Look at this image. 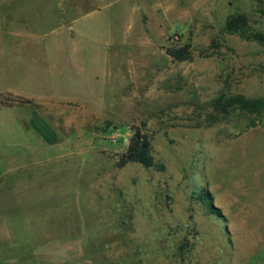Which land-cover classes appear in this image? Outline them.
<instances>
[{
    "label": "rangeland",
    "instance_id": "1",
    "mask_svg": "<svg viewBox=\"0 0 264 264\" xmlns=\"http://www.w3.org/2000/svg\"><path fill=\"white\" fill-rule=\"evenodd\" d=\"M233 14L264 35V0L0 4V35L25 41L12 45L17 60L0 59V83L25 93L0 99L30 98L0 105V158L29 199L21 228L32 217L45 231L36 253L57 250L58 264H264V124L214 106L223 94L264 97V41L227 30ZM186 43L194 59L175 61L167 49ZM136 128L163 170L117 166ZM21 257L50 260L0 249V264Z\"/></svg>",
    "mask_w": 264,
    "mask_h": 264
},
{
    "label": "trees",
    "instance_id": "2",
    "mask_svg": "<svg viewBox=\"0 0 264 264\" xmlns=\"http://www.w3.org/2000/svg\"><path fill=\"white\" fill-rule=\"evenodd\" d=\"M247 25V17L244 14H233L226 22V29L229 31H239L242 36L264 41V35L257 33H250L244 31V26ZM168 54L175 61H192L194 59L191 44L186 43L181 47H171L167 49ZM8 94V93H7ZM17 97V96H15ZM30 102L29 99H22V97L14 98L11 96L3 99V103L7 106H13L16 103ZM216 110L222 112L242 111L250 115L247 127H255L264 124V97L248 98L242 94L226 96L225 94L218 97L214 103ZM136 162L145 167H155L158 170H163V163L157 162L151 146V140L147 133L140 128H136L129 139L127 149L118 157L117 166L124 167L128 163ZM198 198L207 205L211 212H218L221 216V211L213 205L211 193L202 189L198 193Z\"/></svg>",
    "mask_w": 264,
    "mask_h": 264
},
{
    "label": "crops",
    "instance_id": "3",
    "mask_svg": "<svg viewBox=\"0 0 264 264\" xmlns=\"http://www.w3.org/2000/svg\"><path fill=\"white\" fill-rule=\"evenodd\" d=\"M2 3L4 5H7L9 3V0L0 1V4ZM2 31L3 33L6 32V30L0 29V32ZM13 43H15L16 45H20V44H24L25 41L23 43L21 41H18V39H16V41H13L10 35L9 36H5V34L0 35V59L12 60V57H13L15 60H17V57L19 56L16 54L12 55V53H13V50L19 51L20 48L13 47L12 46ZM8 92H11V93L15 92V94L17 95H19V93H25V91L22 89L13 88L10 86L2 85L0 83V93L2 94V93H8ZM0 105H5L2 99H0ZM35 114H37V112H35ZM38 119H39L38 116L36 115L33 116L31 118V123L35 125V122ZM40 121H39V124L40 126H42V121L41 122ZM43 126L46 127V134L53 133V129L51 126L47 125L45 122ZM12 168H8L6 170L3 169V166L1 164V158H0V202L4 201V207L2 208L3 212L0 214V249L10 250V248H12L13 246H17L21 248V247L28 245L32 249L33 257L42 256L43 259H45V256H46L47 259H50V260H47L46 262H41L39 264H58L57 262H54V261H58V260H55L56 258L54 256H57L59 254V251L53 250L55 252V255H53L54 253L52 254L51 252H47L46 254L36 253L37 250L35 249V245L38 244L39 240H40L39 242H41V240L43 239V235H45V231L39 228L38 223L34 222L36 218L32 219L31 217L30 224L25 225L24 229L21 228L22 224L18 222L21 220V216H22L21 211L26 208L24 204L29 199H27L28 197L25 198L26 194H24V196H21L22 195L21 191L19 195L18 193L19 189L22 187L19 181L17 180L11 181L8 178H5L8 175L7 173L13 171ZM24 199L26 200V202ZM28 203L29 201L27 202V204ZM28 236L30 238L26 239L25 237H28ZM39 236L41 237L40 239L38 238ZM27 251H30V249H27ZM67 251L70 252L69 247L67 248ZM51 257L53 259H51ZM23 260H24V257L15 259L13 264H22L24 262Z\"/></svg>",
    "mask_w": 264,
    "mask_h": 264
}]
</instances>
